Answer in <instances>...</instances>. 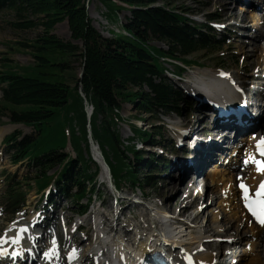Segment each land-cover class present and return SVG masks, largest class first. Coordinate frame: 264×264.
Masks as SVG:
<instances>
[{
    "label": "rangeland",
    "instance_id": "1",
    "mask_svg": "<svg viewBox=\"0 0 264 264\" xmlns=\"http://www.w3.org/2000/svg\"><path fill=\"white\" fill-rule=\"evenodd\" d=\"M87 4L89 16L92 19V24L98 29L99 32H101L103 36L112 37L114 36L113 33H125L121 25L122 23L126 22L127 16L131 15L128 10L118 12L117 16L113 15L115 21L112 22V20H110L109 16L107 15L108 11L103 3L98 0H89ZM164 5L165 2H158L155 6ZM0 6L1 75L6 69L9 68L10 65H18V68L15 67L14 69L21 71L19 66L33 65L35 63V57L33 56L32 48L25 47L24 44H30L31 42H33V40L36 39L43 31V26L39 25L26 29L20 28L17 24L23 22L24 19L20 18V16L17 15L14 9L6 5H1V3ZM174 7L179 9H181L182 7L181 11L187 13L186 16L191 17L192 19L197 21L198 24L212 21L211 19L213 18V15H216L219 18V20H217L219 23H216L215 27L221 24H225L224 19L227 16L239 15V13H237L238 9L235 10V2L233 0H180L176 4H174ZM250 7H252L253 9L248 8L249 10H254V6ZM259 9L260 12H258V10H255L257 11L256 13L259 16H254L253 18H249V16H246L245 22L251 24L250 28H248L247 30L244 31L243 29V31L246 32V36H241V34L239 33L232 32L233 34L231 40L227 44L223 45L222 48H219L215 51L204 49L197 50L187 55L185 57L187 60L195 61L198 65L192 64L190 67H187L184 72H181L182 78L173 74L174 72L178 71V68L176 67L177 64L183 65L181 61H168L167 59L162 60L163 64L169 70L168 72H166V75L168 76L167 79L170 82L174 83V86L184 88H181L183 90V97L176 104V106H178V110H180V114L178 115L176 113L177 111H168L165 114H161L160 116H158L159 119H157L155 117H151V115L148 113L139 112L135 108L134 104L128 101L123 102L121 115L126 121H122V123L118 124L117 126L123 140H129L128 138L133 135L131 124H135L143 130L156 135V140L160 142L159 146L163 145L161 149L165 152L167 151L166 149H164V146H167L168 143H172L169 142V139L172 138V135L176 134L174 132V129L179 128L180 125H183L185 123L189 124L190 127L195 125L198 126L197 130L200 129V133L205 132L206 134H209L210 131H208V129H213L212 126H209V120L214 114L212 113L211 106L207 104V102L197 101L195 90L199 88L197 92H199L198 95L201 97L202 94L205 93V90L209 88V94H207V96L210 98H214L219 102H222L223 104L225 101V94L229 93V91L227 92L225 89H222V91H224L223 94L222 92L215 93L213 89L215 86L210 85L209 81L215 78L216 74H211V72H221L222 70L228 71L241 84L243 82L242 85L247 86L245 89L246 91H248V95H251V101L254 102V104H256L257 106L263 104L264 99H261V96H259L260 100L254 99L258 96H256V93L254 94L253 92L261 91L262 89H253L255 84H259V81H263L261 82V87L264 86V70L260 73V70L262 68L261 61L264 58L261 56V52L259 50H256L253 53L254 63L251 64L252 62L246 55L247 49L251 51L252 47L251 44H248V41H250L252 38L257 39L258 43L260 42L264 45V37H260V33L264 31V0L262 1ZM30 18L32 19L34 18V16H30ZM34 19H36V17ZM255 19H257L258 21H256ZM244 26H246V24ZM255 26L258 28V30L254 29ZM233 28L237 30V28ZM53 33L62 40L71 41L72 43L79 45L80 47L83 45L81 41L74 40L72 38L68 23L65 21L62 23H58L55 26ZM254 35L258 37H255ZM151 45L164 49L168 48L167 44L160 40H152ZM245 46L246 49L242 51L241 47ZM68 60L72 62V69L69 71V73H71L72 76L74 75L76 77H79L82 70L81 59H79V57L78 59H76L75 57H68ZM68 75L70 76V74ZM201 77L203 82L202 86L199 82V79ZM219 77H221V75H219ZM252 79H254L255 84L252 83ZM70 83L74 85V79L70 78ZM203 86L206 88H204ZM247 88H249L251 92ZM216 94H218V96H215ZM243 97L245 96L242 95V98ZM1 99L2 92L0 90V102ZM235 101L238 102L241 100L236 99ZM63 119L64 115L62 114L61 120ZM64 126L67 134V146L62 149L61 152L66 153L72 157H76L77 153L72 148L70 140L72 136L70 126L67 123H64ZM0 128H5L7 130L6 134L3 136V140L0 142L1 242L6 235H16L20 226L23 225L24 222H27V216L33 213L34 215L37 214L38 210L42 209L45 202L44 199L41 198L42 194L44 193V189H38L35 182L36 176L42 166L36 165L29 159H25L24 161H21L19 163L13 162L12 160V156L16 151L19 142L24 140L26 137H31L33 135L35 136L37 134L35 127L27 126L22 123H14L7 113H3L0 119ZM75 129L77 133L81 134L78 125H75ZM219 132H222L221 128H219ZM12 134L16 135L17 139L12 141L11 145H7V136ZM225 137L228 138L227 136ZM246 137L250 138L248 137V134ZM246 137L242 136L241 141L247 142L246 140H243V138ZM164 138H167V140ZM89 140L91 143L90 154L92 151L95 156V149L97 151L98 145L92 139L91 133L89 135ZM135 141L138 142V148H142L144 150L143 153L146 155L147 159L149 158V155L151 153L159 151V147H151L147 145V143H144L143 141L138 139H136ZM248 144L249 143L247 142V145ZM80 145L82 148L83 156L85 158H88V149L85 141L82 140L80 142ZM246 146L243 148L245 149ZM166 161L169 162L170 159ZM89 164L91 165V171L96 169L95 163L90 162ZM164 166L165 165H163L162 161L157 168L138 169L137 173L140 174L142 182L141 187L135 185L132 186L131 184L122 186L125 188L124 192L122 193L124 194V197H129L130 195H132V198H141L142 195L145 196V199L142 200L143 203H140V205H138L136 209H134L135 214L140 217V219L136 221H133L132 217H129V220L127 219V216H129L130 214L128 212V209H131L130 205L128 204L125 207L126 210L124 209L125 211L114 214L113 211L115 205H117L116 201L114 198H112L108 186H104L103 184V181L105 180L106 182L104 183L107 185V180L105 177L107 176V174H100L99 176L98 187H100L101 190V197L99 199H95L97 197L96 196L94 199H92L93 201L91 205L89 206L87 212L83 215H80V207L81 204L87 203V198L84 199L82 203L76 204L71 197H63L62 195L55 194L57 193L55 192V188L53 190L54 194L52 196L54 206L50 210H48L47 213L48 215H50V217L51 214L55 215L54 220L58 221V224L56 223L58 228L65 227L67 240L64 239V234L59 237L55 236L52 233L48 234V232L46 231V233L42 236L43 240L48 241L46 251L53 247V245L50 244H52L53 239H55V241H57V253L52 255L53 259H57L58 257H60L63 251L65 252V254H67L68 248H71V251L75 250V252L78 253V255H75L74 253L73 256L77 261H91L87 264H117L118 261L121 264L119 259L123 256L120 255V249L117 248V243L119 242L113 240V234L111 228H109L108 223H115L117 219L119 221L120 217H125V220H128V225H119L117 234L123 241H125L129 249L136 250L138 249L139 244L142 242V240L138 238L139 234L148 232L153 229L154 222L156 225L155 228L162 229L163 223L161 221H157L155 218L162 214L161 212L163 211V209L165 212H170V215H173V217H176L177 215L179 217V207L181 204L184 205L186 203L185 201L181 202L176 199V193L170 195L168 190L165 189L164 186L169 182L180 183L185 178H190L192 180V177H183L180 178L181 181H177V173H175L174 171L170 172L168 170V167L167 171L165 172ZM62 167V163H57L47 171L48 175L56 177L62 170ZM104 172L106 171L104 170ZM214 172L216 173V171ZM216 174L220 176L219 172ZM146 175H150V178L148 179V181L150 182H148L150 186L147 185ZM164 175L167 176L165 177ZM206 175L205 172L204 174L202 172V174H200V178H193L192 183H190L191 189H189L188 191L190 195L187 199V202H191L194 200V198L197 196L194 193L197 190L203 191L199 192V201L190 208L189 213H187L185 216V218H188L190 223H192L193 225L190 224V227L188 228H186L187 225L180 228V230L184 231L181 236L183 240L187 241V245L183 246L182 249L184 250L178 248V251H176L175 255L181 259H184L185 255H187L188 253H191L193 256L212 257L213 255H211V252L219 253L218 250H222L225 254H222L223 257L225 256L222 259V264H260V257L256 255L259 253H254L256 238L252 234L254 225L250 220H248V217L245 216L242 208L239 207L240 204L238 203L237 199L232 197V189L230 188V186L232 185L231 178L229 179L228 177H226V180H221L218 186L209 185L208 187H206L205 182H209L210 184V180ZM173 177L175 178L173 179ZM229 183L231 185H229ZM13 187H15V190H20L25 193V206L19 213H5L3 211V207L6 206L7 193L8 190L12 189ZM169 201H172V205L169 209H165L163 207V203ZM101 202H103L102 206L100 205ZM225 203L228 205H226ZM201 211L203 215L200 221L198 220L192 222V219L196 212ZM209 214H211L209 218L210 223H206V215ZM212 214H217L218 216L216 223L214 221H211ZM13 222H15V227L12 226ZM53 223L55 222H51L49 226H46L44 232L49 228L53 230ZM164 226L167 227L168 224ZM220 230H223V232H221ZM244 231L248 235L239 237V233ZM79 243H82L83 245ZM209 244L211 245L209 246ZM215 244L218 246H215ZM219 246L220 248L217 249V247ZM232 252L235 253L231 254ZM87 257L88 261H85ZM121 260L123 261L122 258ZM55 261L56 260H54L52 264H55ZM45 263L46 262H44L43 264Z\"/></svg>",
    "mask_w": 264,
    "mask_h": 264
},
{
    "label": "trees",
    "instance_id": "2",
    "mask_svg": "<svg viewBox=\"0 0 264 264\" xmlns=\"http://www.w3.org/2000/svg\"><path fill=\"white\" fill-rule=\"evenodd\" d=\"M98 1L105 5L112 22L118 12L131 13L121 25L125 33L103 36L92 24L88 0H0L1 5L14 9L24 19L17 24L20 28L43 26L33 42L24 44L32 48L35 63L19 66L21 71L14 69L18 65H10L0 75L3 93L0 119L7 113L12 122L34 126L37 133L19 142L12 160L17 163L29 159L42 166L35 179L38 189L54 181L55 177L49 176L47 171L62 163L58 183L66 194H69L68 189H75L73 197L77 203L97 192L100 168L92 172L89 164L94 162L90 154L89 126L115 182L142 185L130 158L133 154L138 159L136 144L123 141L117 128L125 121L121 115L122 103L128 101L139 112L153 116L175 111L183 95L168 83L162 58L181 60L185 65L197 64L185 57L197 50L215 51L222 45L190 20L187 13L181 11L182 7H174L180 0ZM158 2L165 5L155 6ZM64 21L72 38L82 42L81 47L53 33L55 26ZM152 40H160L168 48L153 46ZM68 57L81 59L79 77L69 73L72 62ZM69 77L74 79V85ZM86 104L93 107L90 120ZM64 123L70 126L76 159L61 152L67 146ZM75 125L79 126L81 134L77 133ZM131 127L135 137L151 139L150 133L135 125ZM16 139V135H9L6 143L10 145ZM82 140L87 145L88 158L83 156ZM149 178L146 177L147 184ZM24 201L25 193L13 187L7 193V211L15 213ZM84 210L81 208V212Z\"/></svg>",
    "mask_w": 264,
    "mask_h": 264
},
{
    "label": "bare ground",
    "instance_id": "3",
    "mask_svg": "<svg viewBox=\"0 0 264 264\" xmlns=\"http://www.w3.org/2000/svg\"><path fill=\"white\" fill-rule=\"evenodd\" d=\"M209 1H213V0H209ZM243 5L244 4H237L236 6H237V8H236V6H235V10H237L238 9V11L239 12H241V15H240V19H241V23H242V25H245V19H246V16H249V18L251 17V18H253L254 16H259L256 12L257 11H255V10H249L248 8L246 9L245 7H243ZM252 6H255V4H252ZM253 9V8H252ZM248 13V14H247ZM256 21H258L257 19H255ZM254 26V25H253ZM254 29H256V30H258V28L255 26L254 27ZM263 31V30H262ZM260 37H264V31L263 32H261L260 33ZM249 43L248 44H251V51L250 50H246V55H247V57L249 58V60L252 62L251 64H253L254 63V52L256 51V50H259L260 52H261V56L264 58V45L263 44H261L260 42L258 43V40L257 39H251L250 41H248ZM246 44V43H245ZM246 49V46L245 47H241V50L242 51H244ZM245 53V52H244ZM260 56V57H261ZM261 70H260V73L264 70V59L261 61ZM217 77H215L216 79H217V81L213 78L212 80H210L209 82H210V85H213V86H215L213 89H214V91H215V93L216 92H218V93H220V91L223 93L224 91H222L221 89H225L227 92L229 91V93H226L224 96H225V103H227V101H229V100H232V101H235L236 99L237 100H241V102H244V103H246V105H247V109H248V111L249 112H242V113H239V114H230V113H227L226 115H222V116H219V110H217V111H215V110H212V113L213 114H215V115H217V118H216V121L215 122H219L220 120H222V123L223 124H225L226 126H228V127H231V126H233V127H236L237 125H238V121L239 120H241V121H239L240 122V124H243V123H247L248 122V119H249V116H248V113H250V114H253V113H255V112H260V115H259V119H262L263 117H264V110L262 111L261 110V108H262V104H260V105H256V104H254V102H252L251 100H252V97H251V95H248L247 97H243L242 98V95H240L239 93H234L235 91H234V89H233V87H230V88H225V87H223L224 86V82L222 81L223 80V78H222V76L221 77H219V75H216ZM213 77V76H212ZM203 81H205V80H203ZM261 82H263V81H259V84H262ZM206 84V83H205ZM244 86V85H243ZM204 87V86H203ZM264 87V86H263ZM204 88H206V87H204ZM202 92V91H201ZM230 92H231V95H230ZM248 92V91H247ZM206 93V94H205ZM205 93L204 94H202V96L201 97H205V96H207V94H209V88L207 89V90H205ZM210 93H211V91H210ZM213 93V92H212ZM212 95V94H211ZM230 96V98H229V96ZM256 96H261V99H264V91L262 92H256V94H255ZM215 96H218V94H216ZM235 97V98H234ZM263 97V98H262ZM222 105H224V104H222ZM263 105H264V103H263ZM257 106V107H256ZM260 109V110H259ZM202 128V127H201ZM212 130H209L208 129V131H210L209 132V134H206L205 132H203V133H201L202 135H204V136H207V138H209V139H213V140H215V141H217V137H224V135H218V132H219V128H216V127H213L212 126ZM205 130H206V128H205ZM6 132H7V130L5 129V128H0V142L3 140V136L6 134ZM195 132V131H194ZM222 132H224V131H222ZM254 132V131H253ZM227 133V132H226ZM257 132H255V134H256ZM217 136V137H216ZM178 137L179 138H184L185 140H190V139H192V138H190V139H188L186 136L184 137L183 136V134H181L180 133V135H178ZM228 138H229V134H228V136H227ZM248 137H250V138H243V140H246L249 144L246 146V148L244 149V148H242L241 150H238L237 149V146L234 148V150L233 151H239V152H246V154H251L252 153V150H253V146H252V141H253V137H252V134H248ZM206 137H205V139H207ZM241 139V138H240ZM212 144H214L213 142H212ZM215 147V151H216V153H218V152H220V150L218 149V147H217V145H215L214 146ZM215 152H212V153H210V154H197L196 156H195V159H196V162H200V161H204L207 157L209 158V157H211V156H213V154H214ZM234 153V152H233ZM227 157V156H226ZM226 157H225V159H226ZM96 158L98 159V156H96ZM184 159V158H183ZM185 160H189V159H186L185 158ZM228 162H230V160H227ZM174 166H177V164L176 163H174ZM232 166H235L234 164H232V165H230L229 166V169L231 170V168H232ZM103 168H104V170L107 172V168H105V166H103ZM185 168L186 169H188V171L189 170H191L192 169V167L190 168L189 166H185ZM226 171V170H223V169H221V168H211V169H209L208 171H206L205 172V175L208 177V179L210 180V185H213V186H218L219 184H220V182H221V180L223 181V180H226V177H228L229 179L231 178V181H233V179H235V174L234 175H232L231 174V171ZM175 171H178L177 169H174V172ZM196 171V170H195ZM205 171V170H204ZM214 171H216V173H220L219 175L220 176H218V174H216ZM221 171V172H220ZM245 172L243 173V179L245 180V181H247V183L249 182V183H251V184H256L257 183V181L259 180L258 178H260V176L262 177V173H258L257 171H255V169H254V166H252V168L251 169H245L244 170ZM214 172V173H213ZM203 174H204V172H203ZM229 176H228V175ZM234 176V177H233ZM176 177V176H175ZM175 177H173V179L175 178ZM191 177V176H190ZM180 178H182V175L180 174V175H177V177H176V179H177V181H179L180 180ZM192 180L190 179V178H185V179H183L180 183H178V182H169V183H166L165 184V186H164V188L165 189H167L168 190V192H169V194L170 195H172V194H174V193H176L177 194V198L176 199H178L179 201H185L187 198H188V195H187V190H189L188 188H189V184H190V182H191ZM179 185H181V186H179ZM229 185H231L230 183H229ZM191 188V187H190ZM230 188L232 189V197L233 198H235V199H237L238 200V197L240 196V191L238 190V188L235 186V184H234V186L233 185H231L230 186ZM191 192V191H190ZM176 196V195H175ZM128 197V196H127ZM127 197H125L124 198V196L121 198V202L122 203H125L126 201L127 202H129V203H126L125 205H132V203H136V202H134V201H132V203H131V199L130 198H127ZM175 200V199H174ZM173 200V201H174ZM198 200H199V197H196L193 201H191V202H186L184 205L183 204H181L180 205V212H179V214H183L184 216H186V214L187 213H189V211H190V208L192 207V206H194L197 202H198ZM228 201V200H227ZM236 201V200H235ZM221 202V201H220ZM226 202V201H225ZM223 204H224V201H223ZM226 204V203H225ZM172 205V201H169V202H164L163 203V207L165 208V209H169L170 208V206ZM226 205H228V204H226ZM122 207H124L123 205H122ZM131 207V206H130ZM240 207V206H239ZM126 210V209H125ZM124 210V211H125ZM166 215V214H165ZM202 215H203V213L202 212H197L195 215H194V217H193V219H192V222L193 221H200V219H201V217H202ZM244 215V214H243ZM246 216V215H245ZM149 218V217H148ZM217 218H218V216H217V214H212V219H211V221H214L215 223H216V221H217ZM179 219H181V220H179ZM248 220H249V218H248ZM108 221V220H107ZM150 221V220H149ZM183 220H182V218H173V223H177V222H181V224H180V226H179V228L177 229L178 231H173V233H172V237H174V238H177V241L179 242V243H182L183 242V244H187V241H185V240H183V238H182V236H181V234L184 232V231H182V230H180V228L181 227H183V226H185V225H187V227L186 228H188V227H190V221H189V219L188 218H185V220L182 222ZM151 223V222H150ZM119 224H123V222H117V226L119 225ZM154 225H155V222L153 223ZM159 224V223H158ZM150 225V224H149ZM161 225V224H160ZM238 227V226H237ZM149 228V227H148ZM239 228V227H238ZM144 229V228H143ZM158 229V228H157ZM157 229H155V228H153V231H155V232H157V231H159V232H157V235H155V236H157V240H160V241H168L170 238H166V237H161V236H159V234H160V232L161 231H163V229H159V230H157ZM261 229H262V226L261 225H258V224H255L254 225V227H253V230H252V232L254 233V235L255 236H257V237H259L260 236V231H261ZM186 231V230H185ZM221 232H223V230H220ZM181 232V233H180ZM152 234H150V236L147 238V240H149V238H151L152 236H151ZM185 235V234H184ZM245 235H248L245 231L244 232H241V233H239V237H242V236H245ZM191 239H195V238H191ZM144 241L143 243H141V244H139L140 246H139V248H141V249H138L139 251L140 250H145V252L147 251V252H149L150 251V246H148L147 244V242L148 241ZM171 240V242H173V243H176V241H175V239H170ZM115 241H117V240H115ZM192 242V241H191ZM120 243V242H119ZM147 243V244H146ZM258 243V244H257ZM79 244H82V243H79ZM118 244V243H117ZM120 244H122V243H120ZM119 244V245H120ZM83 245V244H82ZM163 245H165V244H163ZM211 244H209V246H210ZM256 248H255V250L259 253L258 255L259 256H262V254H260V250H261V243L258 241V239L256 240ZM117 246V245H116ZM120 246H122V245H120ZM215 246H218V245H216L215 244ZM221 246V245H220ZM220 246L219 247H217V248H220ZM222 247V246H221ZM0 248H4V249H6V250H9L8 248H10L9 247V245H6V247H1V245H0ZM121 247H119L118 249H120ZM157 248H163L162 246H158ZM122 249V248H121ZM123 250V249H122ZM19 252H13V253H16L15 255H13L14 256V258L16 257V256H18V255H22L23 253H22V249H19L18 250ZM133 253H135V254H139L137 251H134ZM144 252L142 251V254H143ZM120 255L121 256H126V252L123 250V252L121 253L120 252ZM189 260H191V264H213L214 263V258H212V257H206V256H193L191 253H188L186 256H185V259L182 261V262H180V261H178L177 263L175 262V264H189ZM85 261H88V257L85 259ZM62 264V263H61ZM117 264H120L118 261H117ZM121 264H126V263H124V262H121ZM129 264H139V263H137V261L136 262H134L133 263V261L131 262L130 260H129ZM260 264H264V261H263V259H262V262H261V260H260Z\"/></svg>",
    "mask_w": 264,
    "mask_h": 264
},
{
    "label": "snow or ice",
    "instance_id": "4",
    "mask_svg": "<svg viewBox=\"0 0 264 264\" xmlns=\"http://www.w3.org/2000/svg\"><path fill=\"white\" fill-rule=\"evenodd\" d=\"M221 75H226L221 73ZM256 153L259 154L260 159H257L256 155L249 154L246 159H244L243 163L245 165L249 163H253L255 165L256 171L258 173H264V136L260 137L255 144ZM240 181L238 187L242 191V198L244 202L245 208L249 211V213L259 222L262 226H264V180H262L258 186H256L254 193H250L249 186L246 185L240 177H237ZM13 227H15V222H13ZM27 226H23L19 228L17 236L13 238V243L18 242L20 239V233L26 232ZM53 247L44 253L46 258H51L52 255L57 253V245L55 239L52 241ZM75 250L70 255H74ZM7 250L4 248H0V255H6ZM15 255V253H13ZM189 264H191V260H189Z\"/></svg>",
    "mask_w": 264,
    "mask_h": 264
},
{
    "label": "water",
    "instance_id": "5",
    "mask_svg": "<svg viewBox=\"0 0 264 264\" xmlns=\"http://www.w3.org/2000/svg\"><path fill=\"white\" fill-rule=\"evenodd\" d=\"M82 74V73H81Z\"/></svg>",
    "mask_w": 264,
    "mask_h": 264
}]
</instances>
